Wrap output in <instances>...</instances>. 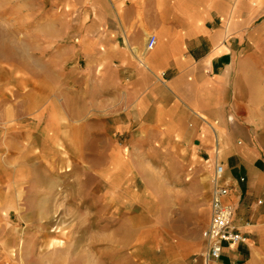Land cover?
Listing matches in <instances>:
<instances>
[{"label": "crops", "instance_id": "obj_1", "mask_svg": "<svg viewBox=\"0 0 264 264\" xmlns=\"http://www.w3.org/2000/svg\"><path fill=\"white\" fill-rule=\"evenodd\" d=\"M254 1L40 0L35 12L51 17L43 65L56 80H84V107L66 110L84 112L82 126L130 131L127 149L147 143L155 159L179 161L176 173L198 179L190 190L207 203L214 166L223 168L222 203L246 242L215 260L205 249L193 264H264V21L253 22L264 3Z\"/></svg>", "mask_w": 264, "mask_h": 264}, {"label": "rangeland", "instance_id": "obj_2", "mask_svg": "<svg viewBox=\"0 0 264 264\" xmlns=\"http://www.w3.org/2000/svg\"><path fill=\"white\" fill-rule=\"evenodd\" d=\"M263 3L256 0L254 6ZM38 6L40 0H0V264H78L74 251L100 264L201 261L209 204L204 193L194 196L190 190L198 179L176 173L179 161L155 159L147 143L127 149L134 138L130 131L117 135L120 132L101 129L94 119L89 122L92 129L84 127L83 115L80 127L73 131L76 140L82 133L89 137L99 130L100 135L93 139H100L96 149L105 152L103 163L109 172V151L116 141L128 156L137 157L136 171L127 175L128 179L100 176L95 174L98 169L87 166L83 153L75 149L70 156L67 143L59 145V157L55 147L42 143V130L46 128L48 134L52 131L49 114L15 116L21 105L33 109L30 101L37 98L42 100L37 106L48 109L61 106L66 111L67 99L71 106L85 105V94L83 97L78 91L84 80L70 79L68 72H63L61 81L56 80L43 65L53 53L51 44L40 42L51 39V17L37 16ZM259 18L253 22L264 21V17ZM36 25L42 29L36 30ZM20 47L26 49L25 57L33 66L42 67L50 76L43 88H36L33 71L19 69L21 60L15 57L20 56ZM7 109L12 112L8 120ZM66 135L61 138L66 139ZM123 240L134 245L122 249L116 242Z\"/></svg>", "mask_w": 264, "mask_h": 264}, {"label": "bare ground", "instance_id": "obj_3", "mask_svg": "<svg viewBox=\"0 0 264 264\" xmlns=\"http://www.w3.org/2000/svg\"><path fill=\"white\" fill-rule=\"evenodd\" d=\"M22 48L24 47L19 48L20 56L15 57L16 59L21 60L19 61L20 63L19 69H21L22 71H25V70L27 71L30 70V72L33 71L34 76H31V75L30 76L34 79L36 87L43 88L47 84V82L50 80L49 78L50 76L46 73V71L42 67L33 66L30 60L25 57V54L27 53L26 49H22ZM9 56L10 58H14L12 51H9ZM25 59L27 61H25ZM30 76H28V78L31 79ZM67 100L69 101V99ZM41 101L42 100L39 101L38 98L34 100L32 99V101H30V104H31V107H33V109H28L26 108L27 106L21 105L19 108L16 109L15 116L19 117L20 115H22V117H34L35 115H38V117H44L45 115L49 114L51 117L49 118V121L51 120L52 131H51V134H48L47 129L46 128L43 129L42 134H44V136L41 137L42 139L41 141L48 148L55 147L56 149L53 151L57 154L58 157H59V149H58L59 145L67 143L68 144L67 149H68L69 155L70 156H72V154L74 155L75 149H77L79 153H83L85 156L84 159L86 160L85 163L87 164V166H89L91 169H98V172H95V174L97 175H100V176L112 175L115 177L120 175L128 179L127 175H133L135 173L136 171L135 166L137 165L134 159L137 157L135 155H133V157L128 156V151L124 152L121 145H118V144L116 145L112 144L111 148H113V150L109 151V157L112 159V163L110 164V166H112V169L110 170L112 171L109 172V168H107L108 165L103 163V160L105 158V152L100 151L99 149H96L97 146L99 145V140L93 139V138L97 139L95 136L100 135L98 131H96V133H91L89 137H84L82 133L81 134L82 137L79 136V139L76 140V133H74L73 131H75L78 126L76 127H67V126H71L73 123L79 121L81 117L84 115V112H81L79 109L75 111L68 110L65 112V117L63 118L62 113L57 110L58 109L57 106H52L50 107V109H48L45 106H42L43 108L38 107L37 104L40 103ZM18 113L20 115H18ZM11 117H12V112L7 109V120L10 119ZM57 119H59L60 122L66 126L63 127V126L57 125L56 124ZM63 129H66V130H63ZM64 134H67L66 139L61 138V136ZM90 144H93V145H90ZM90 150H92L93 152H90ZM42 152L43 150L38 152V154ZM97 152H99L100 157L97 156ZM21 169L23 168L21 167ZM111 181L113 182V184H115L116 180L113 179ZM48 191L52 192L51 187L48 188ZM1 195L3 194L0 193V196ZM116 244H118L122 249L131 247L134 245L132 242H127V240H123L122 242H119V243L116 242ZM73 254L77 256L78 264H100L97 261L92 260L91 256L87 254H81L79 251H74L72 255ZM126 261L128 262V260Z\"/></svg>", "mask_w": 264, "mask_h": 264}, {"label": "built area", "instance_id": "obj_4", "mask_svg": "<svg viewBox=\"0 0 264 264\" xmlns=\"http://www.w3.org/2000/svg\"><path fill=\"white\" fill-rule=\"evenodd\" d=\"M156 44L155 36H149L146 40V51H151ZM223 168L215 165L211 177V193L209 199V221L202 231V239L206 246V258L218 259L223 246L236 247L246 242L233 226V209L223 205L222 198L228 193V188L221 184Z\"/></svg>", "mask_w": 264, "mask_h": 264}]
</instances>
